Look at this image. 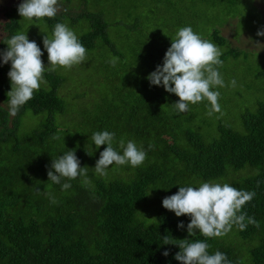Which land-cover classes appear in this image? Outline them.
I'll use <instances>...</instances> for the list:
<instances>
[{
    "label": "trees",
    "instance_id": "obj_1",
    "mask_svg": "<svg viewBox=\"0 0 264 264\" xmlns=\"http://www.w3.org/2000/svg\"><path fill=\"white\" fill-rule=\"evenodd\" d=\"M178 1H183L182 6L186 1L194 2L192 8L186 5L188 16L196 13L191 25L194 33L209 34L220 50L226 47L227 39L220 29L209 33L196 27L209 25L198 22L202 6L208 7L206 0ZM102 3L116 10L121 5L111 0L95 1L94 7L84 3L87 12L72 16L74 24L84 21L90 27L78 37L85 49L96 48L98 40L101 45L111 44L107 33L111 24L97 6ZM197 3L202 6L197 7ZM221 4L226 19L237 16L230 5ZM15 8L6 14L9 22L0 47L20 31L19 23L10 15ZM65 15L32 20H44L52 28L63 24ZM180 26L185 27L183 21ZM166 38L164 35V43L169 44ZM232 55L238 53H224L219 58L225 61ZM76 66L71 70L78 69ZM10 70L11 61L5 64L0 57V97L9 105L11 83L6 77ZM83 71L88 79L94 77L92 68ZM263 77L264 71L258 75ZM67 80L45 70L42 86L13 118L0 106V264H181L174 258L180 251L178 245L198 241L209 245V255L224 253L231 264H264V100L228 107L236 116L226 125L222 110L208 114L206 100L179 112L172 107L178 96L146 81L139 90L144 97L134 95L126 101L128 97L118 91L100 105L93 101L78 104L75 116L69 119L71 100H83L90 93H77L69 100L63 91ZM28 112L44 117L38 128L20 136ZM102 131L115 133L113 148L119 154H123L121 140L143 148V164L132 167L113 163L106 176L97 174L94 167L107 145L97 149L92 136ZM70 151H75L87 174L74 180L62 178L55 184L47 174L52 161ZM113 167L130 178L114 177L108 173ZM205 182L255 192L241 213L253 217L259 227L247 224L246 218L243 231L233 224L222 237H205L198 229L190 236L187 225L191 217H177L163 207L162 201L176 194L180 186L199 188ZM63 183L71 187L62 190ZM181 222L183 229L178 228ZM165 236L170 244H164ZM165 251L168 256L163 255Z\"/></svg>",
    "mask_w": 264,
    "mask_h": 264
},
{
    "label": "rangeland",
    "instance_id": "obj_2",
    "mask_svg": "<svg viewBox=\"0 0 264 264\" xmlns=\"http://www.w3.org/2000/svg\"><path fill=\"white\" fill-rule=\"evenodd\" d=\"M21 1L24 2V0H0V42L6 36L5 24L9 22L6 14L17 6L10 15L20 25L18 33L27 34L30 42H36L43 53L41 59L46 66L45 70H51L43 38L45 35L49 39L53 38L55 25L50 28L44 20L34 21L21 17L18 12ZM95 1L98 0H58L56 15L66 14L63 24L72 30L78 38L82 34L88 33L90 27H87L84 21L74 24L72 16L83 11L87 12L88 8L84 3H90V7H94ZM99 1L104 2L105 0ZM206 1L207 8L197 3V7H203L200 11L202 16L198 22L204 25L209 24L211 27L209 25H197L196 27L201 32L209 31V33L213 28L220 29L221 36L227 39L226 47H221L222 54L238 53V56L232 55L223 61L222 67L217 66L225 86H216L212 89L222 95V99L218 98V103L221 105V116L226 118L225 124L228 125L231 124V118L236 116L235 112L231 113L228 107L253 104L259 99L264 100V77L258 78L260 72L264 71V36L256 35L258 30H264V0H232L235 1L234 5L231 4V0ZM222 1L230 5L234 12L238 13L237 16L230 15L226 19V12L221 8ZM111 2L113 4L120 2L121 5L116 6L118 10L109 3L97 5L102 8L106 21L111 24L107 31L111 44L101 45V40H98L96 48L86 49V60L77 65L78 69L75 71L59 66L55 70H51L68 79L63 91L65 92L64 96L69 97V100L74 94L86 93L88 95L90 93L83 100H71L69 119H73L75 116L78 104L93 101L96 105H100L104 103L105 98L110 97L111 99L118 91H122L123 97H128L124 99L126 101L132 99L130 97L134 95L144 97L139 90L146 84V81H149L147 77L156 70L157 65L162 66L165 53L171 47V39L175 40L177 32L181 29L180 21H183L185 27H191L192 22H195L196 13L188 16L186 11V5L192 8L194 2L191 1H186L183 6V1L180 4L178 0H111ZM98 7L95 9L98 10ZM67 13H72V15ZM197 34L203 40L214 44L209 34ZM164 35L168 36L166 39L170 41L169 44L164 43ZM7 47L6 41L3 47H0V57ZM113 58H117L115 66L110 63ZM81 65L83 67H78ZM89 68L95 72L98 71V73L93 72L94 77L90 79L86 74L83 75V70ZM80 70H82V74H80ZM6 78L10 80L8 74ZM116 78L118 81L114 80ZM233 80L236 81L235 86L231 84ZM42 84L43 82H41V86ZM161 88L163 89V86ZM222 105H224L223 109ZM0 106L10 112V105L3 102L2 97H0ZM190 106L194 107L195 104H189L188 107ZM172 107L176 109L175 104ZM207 107L211 110L208 101ZM13 117L11 116V118ZM43 117V114L35 116L28 112L22 120V129L19 135L22 136L38 128ZM108 173L119 179L130 178L129 174L116 167L108 170Z\"/></svg>",
    "mask_w": 264,
    "mask_h": 264
},
{
    "label": "clouds",
    "instance_id": "obj_3",
    "mask_svg": "<svg viewBox=\"0 0 264 264\" xmlns=\"http://www.w3.org/2000/svg\"><path fill=\"white\" fill-rule=\"evenodd\" d=\"M57 4L58 0H24L18 6V12L21 17L29 20L53 18L58 11ZM256 35L264 36V30H258ZM171 41L162 66L157 65L156 70L147 77L150 84L163 86L166 92L178 96L179 101L174 104L179 112H187L189 104L206 99L211 105L208 114L211 116L213 112L220 113V93L212 89L225 86L217 70V66L223 65L219 58L221 50L215 44L203 40L191 27L179 29L177 38ZM43 44L48 53V65H51V70H55L57 66L71 69L86 60L85 47L65 24L57 23L53 38L49 39L45 35ZM7 46L2 53V59L5 64L11 61V70L8 73L11 90L7 96L10 98V115L15 116L20 107L33 97L34 91L40 89L46 66L41 59L43 53L40 47L35 41L30 42L27 34L13 35L7 41ZM116 62L117 58L110 61L113 66ZM235 83L233 80L232 86H235ZM114 138L115 133L109 131L96 132L92 136L97 149L101 145H107L94 167L95 172L101 176L107 175L106 169L113 163L118 166L130 164L132 167H138L146 159V151L138 148L133 141H128L125 147L124 141L121 140L123 154H119L113 148ZM152 147L150 144L149 149ZM47 174L49 180L60 184L62 178L74 180L78 176H86L87 170L80 166L75 151H70L58 160H53ZM70 187V183L61 185L62 190ZM254 196L255 192L237 190L228 184L205 182L199 188L180 186L179 191L164 198L162 204L177 217H191V222L187 225L190 236L198 229L205 237H222L228 234L233 224L241 231L247 228V224L259 227V222L253 217L241 213L242 206ZM52 203H56L55 199H52ZM246 218L247 224L244 223ZM178 228H184L183 222L178 224ZM163 241L164 244H170L168 236L163 237ZM178 246L180 251L174 258L181 264H231L224 253L217 251L214 255H209V245L205 242L181 243ZM163 255L168 256L169 252L165 251Z\"/></svg>",
    "mask_w": 264,
    "mask_h": 264
}]
</instances>
